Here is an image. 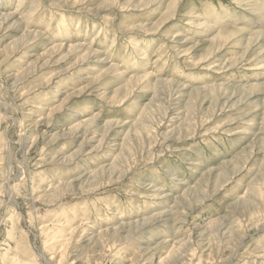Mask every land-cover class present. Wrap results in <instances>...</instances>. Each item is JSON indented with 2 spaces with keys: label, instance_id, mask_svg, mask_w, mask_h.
I'll list each match as a JSON object with an SVG mask.
<instances>
[{
  "label": "rangeland",
  "instance_id": "1",
  "mask_svg": "<svg viewBox=\"0 0 264 264\" xmlns=\"http://www.w3.org/2000/svg\"><path fill=\"white\" fill-rule=\"evenodd\" d=\"M31 2L37 7L26 21ZM16 4L0 0L6 13ZM250 4L27 0L20 6L22 26L41 37L9 56L10 41L23 30L17 19L0 31L3 264H46L37 256L42 250L52 264H162L170 252L177 264H264V208H252L253 201L264 203V0ZM193 14L210 28L192 25ZM88 47L96 53L84 59ZM142 75L146 83L126 96L128 78ZM166 82L177 85L164 117L152 98H166ZM93 115L84 153L61 164L83 143L82 132L67 138L69 129L88 127ZM99 167L113 177L92 187L86 179ZM59 182L72 186L49 199L45 193ZM153 189L164 197L142 196ZM154 215L161 218L114 247L99 239L107 229Z\"/></svg>",
  "mask_w": 264,
  "mask_h": 264
},
{
  "label": "bare ground",
  "instance_id": "2",
  "mask_svg": "<svg viewBox=\"0 0 264 264\" xmlns=\"http://www.w3.org/2000/svg\"><path fill=\"white\" fill-rule=\"evenodd\" d=\"M54 2H57V1H65V0H53ZM70 1V0H69ZM178 1H180V0H178ZM251 1V0H250ZM250 1L249 0H239V2L241 3V4H247V5H251V4H253L252 2H251V4H250ZM253 1V0H252ZM25 2H27V0H17V4H16V9L12 12V13H6V11H4L3 9H1L0 8V31H2L1 29H2V27H4L3 25L4 24H9V26H7V29L10 27V25H12V26H14V25H16L17 23H15L16 21H18L19 20V23H20V21L22 20V18L23 19H25L26 21H28L30 18H31V16H33L34 14V10H35V8L37 7V3H35V2H31V5H30V8L24 13V14H22L23 13V11H22V8H20V6H22V4L23 3H25ZM173 2H174V4H175V2H177V0H173ZM256 3V2H255ZM257 4V3H256ZM255 4V5H256ZM149 5V4H148ZM148 5H146V6H144V7H147ZM251 6H254V5H251ZM18 8H19V10H18ZM134 8H136V7H134ZM133 8V9H134ZM177 8V7H176ZM253 9V8H252ZM4 12V13H3ZM20 14H22L23 15V17H22V15H21V17L22 18H20L18 15H20ZM188 17V16H187ZM192 18V20H191V23H192V25H194L195 27H201V26H203L206 30H208L209 28H210V25L207 23V22H204V21H202L201 20V18H200V16L197 14H193L192 16H191ZM18 19V20H17ZM166 19V18H165ZM204 20V19H203ZM15 23V24H14ZM18 27H19V29H21V30H23V33L19 36V37H17V39H14V40H12V41H10V48H11V50L9 51V56H14V55H18L19 53H24L26 50H28L29 48H31V46H32V43L35 41V40H37L39 37H41V33L40 32H37V31H35L34 29H30V27H28L27 25H23L22 26V24L20 23V24H18ZM4 29V28H3ZM6 29V30H7ZM256 34H258V33H256ZM82 45H80V46H76V48H80ZM146 46V45H145ZM83 47V46H82ZM50 50V48H48L47 50L45 49L44 50V55L46 56L49 52ZM92 53H96V51L95 50H93L92 49V47H88L87 49H86V52H85V56H84V59H86L87 58V56H89V55H91ZM40 55V54H39ZM39 57V56H38ZM37 57V58H38ZM7 58V57H6ZM147 62V61H146ZM116 66V65H115ZM115 66H111L110 67V69H114V72H119V69L117 68V66L115 67ZM120 68V67H119ZM144 75H142V76H140V77H136V78H133V77H130V78H128V81H127V87H128V93L126 94V96H128L129 95V93H130V90H135L137 87H141L142 85V83L143 84H145L146 83V81H144L143 82V79H144ZM150 82H151V80H150ZM150 82H148V84H150ZM160 82V80H158L156 83H154V84H161V83H159ZM165 85H166V91H167V96H166V98H162V97H160V96H158V95H156V94H154L153 95V102H160L159 104V106L158 107H156V105L154 104V106H155V108H156V111L157 112H159L160 113V115L162 114L164 117H166V115H167V113H166V110H168V107L170 106V101H171V93L174 91V87L177 85V84H174V83H171V82H166L165 83ZM147 87H149L148 85H146L144 88H147ZM180 87V86H179ZM143 88V89H144ZM178 88V87H177ZM0 98H1V96H0ZM221 102V101H220ZM152 104V103H151ZM150 106H152L153 108H154V106L153 105H150ZM150 106H147L144 110H142V112L140 113L141 115H140V121H142L143 122V118H146V119H148V117H146L145 115V111H148V110H150L152 107H150ZM3 107H4V109L7 107L6 105H3ZM2 108V107H1ZM5 113V112H4ZM189 113H188V118H189ZM96 118H97V115H93V117L92 118H90V120H88L87 122L89 123V126L88 127H86V128H81V127H79L80 126V124H78V125H74V126H72V128H70L69 129V131H72V132H70L68 135H67V138H70L71 136H73V135H76V134H79V133H83V143L81 144V146L79 147V149H78V151L75 153V154H72L71 156H69L68 158H65V160H63L62 162H61V164H64L65 165V163H72V162H76V159L79 157V155H81V154H83L84 152H83V150H85L84 149V142L86 141V138H87V133L89 132V131H91L93 128H94V122H95V120H96ZM4 120V119H3ZM35 123L36 124H38V121H35ZM138 124H136V126H137V128L138 129H146L147 130V132H148V135H150V133H149V129L150 128H148V127H145V126H147L146 124H142L141 122H137ZM148 123V122H147ZM142 124V125H141ZM23 128V127H22ZM22 130V129H21ZM22 132H23V130H22ZM66 133V132H65ZM107 135H108V132H105L104 133V135H103V137H107ZM21 136V135H20ZM158 136V135H157ZM58 137V136H57ZM61 137H63V135L61 136ZM156 135H152V136H150L149 137V139H148V141H149V145H150V148L152 147V145L153 144H155V142H156ZM23 139V138H22ZM24 140V139H23ZM20 142V141H19ZM23 142V141H22ZM32 142H34V141H32ZM21 144V143H20ZM102 144H100L99 143V145L96 147V149H101L102 148ZM149 148V149H150ZM143 149H145V147H143ZM134 155H132L131 157H133ZM129 158H130V156H128ZM54 158V157H53ZM79 159V158H78ZM56 160V159H55ZM55 160H52L53 162H55ZM81 160V159H80ZM129 160V159H128ZM129 165V164H128ZM188 165L189 166H194L195 165V163H193V162H189L188 163ZM99 169H100V171H96L95 170V172H94V175H93V177H89L88 179H86V177H85V179L87 180V181H90V183L88 182V184H90L92 187H95V185H98V184H100L102 181H109L110 179H112V174H110V176L108 177H106V175H105V173H103V167H99ZM111 170V169H110ZM92 171V170H91ZM106 172V171H105ZM91 173V172H90ZM88 177V176H87ZM121 177L122 176H119L118 177V179H121ZM105 178H107V179H105ZM63 179V178H62ZM85 181V180H84ZM50 183V182H49ZM61 182H59V183H57V185L54 187V188H52L50 191H48L47 193H45V191H44V193L46 194V195H48V197H49V199L52 197H54L56 194L58 195V192L59 191H64L65 190V186H66V188H67V186H72L69 182H66L65 184H64V186H63V184L61 183ZM103 183V182H102ZM1 186H2V184H1ZM86 187V186H85ZM153 187H155V186H153ZM70 188V187H69ZM87 188H88V185H87ZM86 188V189H87ZM100 188V187H99ZM157 188V187H156ZM158 189V188H157ZM69 190V189H68ZM96 190V189H95ZM149 190H151V189H149ZM97 191V190H96ZM49 193H50V196H49ZM62 195V194H61ZM144 195V196H143ZM165 195V194H164ZM142 196L143 197H145V198H147V199H149V200H154V199H162L164 196H163V193L161 194L160 192H158L157 190H154L153 189V191H151V194H142ZM33 197V196H32ZM44 197V196H43ZM56 197V196H55ZM40 197H38V199H39ZM47 198V197H46ZM42 200V199H41ZM48 200V199H47ZM49 201V200H48ZM241 201H243L246 205H252V202L251 201H253V200H251V199H242ZM256 201H253V203L255 204V206H252V208L254 209L255 208V213L257 212V211H259L260 209H262V207L264 208V203L263 204H261V202L258 204V201L255 203ZM253 204V205H254ZM259 205V206H258ZM112 213V212H111ZM112 214H114V213H112ZM13 217V216H12ZM113 217H114V215H113ZM115 218V217H114ZM117 218V217H116ZM161 217H159V216H151V217H148V218H145V219H143V220H140V221H137L136 222V224H135V222L134 223H131V222H129L128 224H125L124 226L123 225H120L119 227H117L116 229H114V230H111V232L110 231H108V229H107V231H103V233H101L100 235H98L99 236V239H102L103 237H107L108 239H110V240H112V247H114L115 246V242H119V243H121L122 241H126L127 240V238H129L134 232H137V230H139L140 228H142V227H144V226H148L149 224H151V223H153L154 221H157L158 219H160ZM116 221H117V219H116ZM77 223V222H76ZM79 223V222H78ZM123 224V223H122ZM118 226V225H117ZM211 228V227H210ZM213 228V227H212ZM127 229V230H126ZM77 230V229H76ZM125 230H126V235H125V237H123L120 233H122V232H125ZM153 232V231H152ZM64 233V232H63ZM62 234V233H61ZM68 234V233H67ZM242 234V233H241ZM59 235H57V237H58ZM66 236V235H65ZM72 237H73V234L70 236V238L69 239H67V240H64L63 242H66L67 243V241H70L71 239H72ZM102 237V238H101ZM54 238V237H53ZM55 240V239H54ZM104 240V239H103ZM45 241V240H44ZM108 241V240H107ZM47 242H48V240H47ZM46 242V243H47ZM109 242V241H108ZM220 242V241H219ZM65 243V244H66ZM111 243V242H110ZM103 244V243H102ZM184 246V248H186L185 247V245H183ZM108 247V246H107ZM110 247V246H109ZM58 248V247H57ZM5 249H7V248H5ZM56 249V248H55ZM107 249V248H106ZM38 250V249H37ZM108 250V249H107ZM106 250V251H107ZM146 250V249H145ZM180 250V249H179ZM182 250V249H181ZM185 250V249H184ZM183 250V251H184ZM137 251V250H136ZM148 250H146V251H143V253L145 252H147ZM211 251V250H210ZM264 251V250H263ZM262 251V252H263ZM114 252V251H113ZM112 252V253H113ZM182 252V251H181ZM171 253L172 252H170L169 254H167L166 255V257H165V261L162 263V264H177V262H176V260H174V257L171 255ZM185 253H187V252H185ZM212 253V252H211ZM116 254H117V252H116ZM80 255V254H79ZM134 255V254H133ZM38 257H40L41 259H42V261L43 262H45L46 264H52L51 262H52V259H48L47 257H46V255H45V251L44 250H42V251H39L38 252V255H37ZM48 256V255H47ZM55 256H57V255H55ZM5 257V256H4ZM135 257V256H134ZM151 257V256H150ZM211 257V256H210ZM39 258V259H40ZM98 258H99V256H98ZM133 258V257H132ZM2 259V258H1ZM0 259V264H3L2 263V260ZM135 260H136V258H134ZM134 259H132V263H134ZM11 260V259H10ZM37 261V260H36ZM179 262H181V261H179ZM136 263V262H135ZM148 263H149V261H148ZM151 264V263H150Z\"/></svg>",
  "mask_w": 264,
  "mask_h": 264
}]
</instances>
